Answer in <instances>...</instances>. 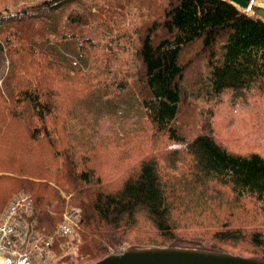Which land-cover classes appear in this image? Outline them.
Listing matches in <instances>:
<instances>
[{"label":"trees","instance_id":"1","mask_svg":"<svg viewBox=\"0 0 264 264\" xmlns=\"http://www.w3.org/2000/svg\"><path fill=\"white\" fill-rule=\"evenodd\" d=\"M20 1L28 2L16 7ZM29 1L0 0V68L9 61L0 86V211L15 191H26L31 220L48 236L66 208L74 209L80 241L64 259L78 264L129 244L228 245L264 259V155L228 149L208 118L195 135L181 120L194 97L264 95V20L227 0ZM68 49L92 73L79 77L84 68H74ZM101 50L110 57L96 70ZM195 66L197 82L188 83ZM62 70L71 72L67 84L111 76L118 94L99 99L111 105L108 114L143 117L147 130L130 147L128 165L116 164L118 156L110 168L95 164L119 143L95 139L60 114L65 95L48 81ZM41 146L53 157L44 158ZM144 223L154 234L130 237L145 232ZM66 241L58 235L52 248Z\"/></svg>","mask_w":264,"mask_h":264},{"label":"rangeland","instance_id":"2","mask_svg":"<svg viewBox=\"0 0 264 264\" xmlns=\"http://www.w3.org/2000/svg\"><path fill=\"white\" fill-rule=\"evenodd\" d=\"M35 0H30L29 3L34 2ZM250 7L246 9V12L251 15H255L254 8L263 7L264 8V0H249ZM28 2V1H26ZM26 2L20 1L18 2L16 7H20ZM12 7L15 4L9 3ZM106 40H104L103 44L107 42L108 35L105 36ZM65 55L71 58L76 64L77 67L74 68H84V64L81 63L76 53L71 50H65ZM190 52H185L183 54V61L190 54ZM110 57L108 54H104L103 50L97 52V56L95 59L94 69L99 70V66L103 65L105 67L107 65L106 58ZM126 59V55H122L121 63H123ZM9 65V61L5 60L4 64L0 68V86L4 84L3 75L7 72ZM33 66H31L32 68ZM27 69H30L28 66ZM198 68L195 66L194 70H191L187 73V81L188 83H195L196 78L198 76ZM92 73V71L88 68H84V71L80 72L82 77L83 74L86 76L88 73ZM58 73V71H56ZM71 72L69 70H62L61 73L56 74V78L50 77L48 82H52L55 86L63 91L65 95V100L63 102L64 108H61L60 114L65 118L66 122L75 123V121L82 122L83 125L75 124V127L83 128L86 133H91V135L95 139H105L106 141H113L115 143H119L117 146L111 145L105 148L107 152L103 153L102 158L97 161L95 164L98 166L108 167L110 168L112 165V159L114 156H118L120 160L116 163L121 167L128 165L126 163L128 157L133 155L130 147H134V143L136 142L139 135L143 134L145 130V124L141 120V116L130 114L126 117L120 116L118 112L109 113L108 109H111V105L107 102L105 103L99 101L100 95L106 98L105 100L113 98L119 92L116 87V84L111 83V76H108L107 81H99L90 80L89 84H84V79H75L73 84H67L68 75ZM93 74H98L93 71ZM54 76V75H53ZM104 80V77L102 78ZM187 83V84H188ZM102 88V91L100 90ZM107 89V90H106ZM198 88L189 89L190 92H194ZM108 91V93L106 92ZM261 98V99H260ZM260 99V100H259ZM193 106L190 108L189 112L184 113L181 117L183 123V131L188 135H195L202 131L203 123L205 119H209L211 123V127L216 138L225 145L228 149L232 151H236L239 153H252L258 152L264 155V95L260 97H253L248 99L239 98L237 100L233 99L232 92H225L219 101H208L205 98H197L194 97L191 99ZM99 101V102H98ZM258 101V102H257ZM96 106H93L94 112L100 117L98 118L96 114L89 113L88 107L89 104L96 103ZM4 105V104H3ZM127 105V104H126ZM123 108L121 107L120 110ZM83 117V121H80L76 116ZM64 120V119H63ZM96 120V121H95ZM70 126V125H68ZM144 128V129H143ZM72 130L74 128L72 127ZM173 147H181L179 145H173L169 148ZM165 148V147H164ZM40 154L44 158H49V153H52L51 150L47 147L39 148ZM122 153L124 156H120ZM135 154V153H134ZM52 153V157H53ZM56 162H60V159H55ZM53 161V160H52ZM53 161V162H54ZM89 163V162H88ZM121 172V171H120ZM25 192L24 190L15 191L11 197L6 202L5 206L9 201H11L17 194ZM29 194V193H27ZM30 195V194H29ZM63 196H66L62 193ZM31 196V195H30ZM66 198H68L66 196ZM74 209H70L67 207L65 213L68 214V217L71 218L73 222H75L76 214ZM64 213V214H65ZM61 222V221H60ZM59 222V223H60ZM58 223V224H59ZM78 224V223H77ZM147 224V223H144ZM148 225V224H147ZM74 227L77 230V225ZM147 229L145 232L136 229L134 233L130 237L139 236L148 238L149 234H154L151 227L146 226ZM149 239V238H148ZM80 241V238L77 234V231L73 233L72 236L67 237V241L61 245V248L58 249L50 248L47 254L45 255L47 263L46 264H78L76 261L69 262L64 259L65 256H75L77 253V244ZM152 241V240H151ZM132 244L123 248H137V247H147V246H158V245H145V246H137L132 247ZM185 247V246H184ZM201 247H212L211 245H202ZM215 250H221L236 254V250H231L228 245H223L222 247H212ZM226 249V250H225ZM258 254H264V250H259ZM237 255H242L237 254ZM242 256H246L243 254ZM247 257H254L249 256ZM64 259V260H63ZM71 260V258H70ZM46 262L44 259L41 260L40 263Z\"/></svg>","mask_w":264,"mask_h":264},{"label":"water","instance_id":"3","mask_svg":"<svg viewBox=\"0 0 264 264\" xmlns=\"http://www.w3.org/2000/svg\"><path fill=\"white\" fill-rule=\"evenodd\" d=\"M228 1L241 9L250 6L249 0ZM254 11L264 19L263 7ZM90 264H264V259L201 247L147 246L113 251Z\"/></svg>","mask_w":264,"mask_h":264},{"label":"built area","instance_id":"4","mask_svg":"<svg viewBox=\"0 0 264 264\" xmlns=\"http://www.w3.org/2000/svg\"><path fill=\"white\" fill-rule=\"evenodd\" d=\"M32 214V201L24 193L16 195L0 214V258L1 255H16V264H46L45 255L49 250L51 239L41 241L40 238L31 234L26 240L27 248L24 251L18 250L21 240L17 237L24 236L28 228L27 218ZM59 232L70 234L72 226L69 222L60 225ZM25 238V236H24ZM18 239V240H17ZM19 244H18V243ZM44 259L46 262L40 263ZM10 258H2V262H12Z\"/></svg>","mask_w":264,"mask_h":264}]
</instances>
